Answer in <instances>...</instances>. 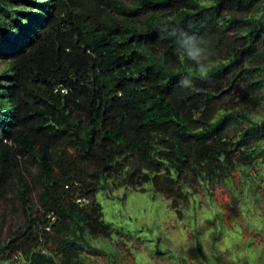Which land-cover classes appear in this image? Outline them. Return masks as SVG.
I'll return each instance as SVG.
<instances>
[{
  "label": "trees",
  "instance_id": "1",
  "mask_svg": "<svg viewBox=\"0 0 264 264\" xmlns=\"http://www.w3.org/2000/svg\"><path fill=\"white\" fill-rule=\"evenodd\" d=\"M181 34L208 42L207 79L179 55ZM263 48L264 0H0V202L13 194L23 216L0 261L81 264L65 230L87 221L76 199L95 187L161 191L165 162L177 175L226 172L227 154L260 139L264 122L242 114L240 139H224L234 115L214 88L264 71Z\"/></svg>",
  "mask_w": 264,
  "mask_h": 264
},
{
  "label": "rangeland",
  "instance_id": "2",
  "mask_svg": "<svg viewBox=\"0 0 264 264\" xmlns=\"http://www.w3.org/2000/svg\"><path fill=\"white\" fill-rule=\"evenodd\" d=\"M223 7L227 14L240 10L231 3ZM3 69L0 62V72ZM246 75L236 85L221 81L214 88L216 105L234 115L223 131L224 139L231 142L239 140L248 125L242 114L264 122V71ZM261 127V138L248 137L240 150L227 154L230 163L218 175L208 173L207 167L202 169L203 176L188 168L177 175L165 162L161 175L170 179L162 178L161 191L150 182L131 188L95 187L91 193L85 190L89 197L78 210L87 221H70L73 231L65 230L78 244V260L81 264H264ZM232 146L225 145L227 149ZM85 191L80 193L85 195ZM9 200L0 202V255L9 235L18 232L23 221L18 203ZM95 205L98 216L91 217ZM42 247L56 263L61 261L58 245ZM25 260L18 253L0 264H27Z\"/></svg>",
  "mask_w": 264,
  "mask_h": 264
},
{
  "label": "clouds",
  "instance_id": "3",
  "mask_svg": "<svg viewBox=\"0 0 264 264\" xmlns=\"http://www.w3.org/2000/svg\"><path fill=\"white\" fill-rule=\"evenodd\" d=\"M178 53L182 58L191 61L195 65V70L203 79H207L209 73L214 68V62L211 59L208 42L203 38H198L194 35L181 34L178 38ZM180 85L185 88H192L193 82L190 78H183ZM83 200L76 199V202L81 205ZM55 221V220H54ZM46 251V250H45Z\"/></svg>",
  "mask_w": 264,
  "mask_h": 264
},
{
  "label": "built area",
  "instance_id": "4",
  "mask_svg": "<svg viewBox=\"0 0 264 264\" xmlns=\"http://www.w3.org/2000/svg\"><path fill=\"white\" fill-rule=\"evenodd\" d=\"M51 219H52L53 221L55 220L54 217H52ZM48 228H49V227H47V229H48Z\"/></svg>",
  "mask_w": 264,
  "mask_h": 264
}]
</instances>
